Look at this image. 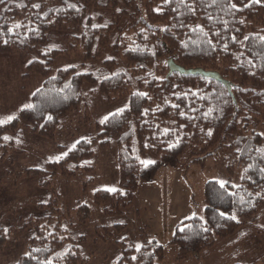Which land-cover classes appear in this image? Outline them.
I'll list each match as a JSON object with an SVG mask.
<instances>
[{
  "label": "trees",
  "instance_id": "1",
  "mask_svg": "<svg viewBox=\"0 0 264 264\" xmlns=\"http://www.w3.org/2000/svg\"><path fill=\"white\" fill-rule=\"evenodd\" d=\"M233 2L242 10L228 12L221 4L208 7L210 0H195L196 14L192 15L177 0L167 5L164 0H0V52L22 60L34 55L26 69L42 79L29 98L34 108L23 107L16 120L0 126V162L8 154L21 151L11 145L21 123L31 133L54 140L62 119L85 104L84 83L94 85L95 92L109 101L128 95L123 115L103 125L98 123L97 133L79 140L64 159L52 161L44 169L23 171L37 177L40 187L49 189L52 197L43 205L49 215L31 218L17 228L0 226V252L9 240L28 231L25 252L16 264H88L81 252L85 236H74L70 226L87 223L90 206L78 204L76 222L64 223L54 178L91 172L93 147L109 151L113 142L118 147V188L115 192L97 189L92 197L106 215H122L141 184L150 182L161 167H178L184 157L188 165H203L215 152H228L225 187L222 189L216 179L205 181L200 192L201 214L174 227L170 242L177 247L176 261L198 259L219 241L239 236L242 229L253 224L255 216L264 210V172L260 171L264 169V154L257 151L264 148L259 128L264 121V6L252 0ZM87 5L107 7L113 21L94 25ZM157 8L161 11H155ZM120 21L126 25L111 43L112 29ZM17 24L21 27L16 28ZM197 25L203 27L207 37L194 30ZM52 29L75 39L85 61L102 56L101 48L110 46L124 64L116 59L103 60L96 74L77 72L71 66L52 71L57 50L44 48ZM217 32L218 37L213 35ZM169 61L184 68L212 71L219 80L170 72ZM137 92H146L150 99L135 96ZM173 103L180 107L172 108ZM145 109L148 113L142 115ZM210 109L211 113L205 115ZM181 111L186 115L180 116ZM165 128L169 130L167 135L163 134ZM209 131L211 136L207 135ZM5 136L10 139L4 140ZM150 155L155 159L148 167L137 159ZM236 168L241 176L233 187ZM233 215L236 220L229 218ZM124 228V224H115L111 230ZM146 232L144 227L139 229L140 251L131 242L117 241L120 254L114 264H158L163 257L162 245ZM96 234L106 239L112 232L108 226H98ZM239 256L230 263L264 264V253L258 254L256 262L251 258L239 261Z\"/></svg>",
  "mask_w": 264,
  "mask_h": 264
},
{
  "label": "rangeland",
  "instance_id": "2",
  "mask_svg": "<svg viewBox=\"0 0 264 264\" xmlns=\"http://www.w3.org/2000/svg\"><path fill=\"white\" fill-rule=\"evenodd\" d=\"M261 4L264 6V3ZM87 6V13L92 17L94 25H106L113 21L112 12L107 7ZM125 25L124 21L114 25L111 43ZM74 40L60 30L52 29L47 33L44 48L57 50L51 66L52 71L58 67L71 66L77 72L96 74L103 60L116 59L118 63L124 64V60L110 46L101 48L102 56L85 61ZM33 58L34 55H30L27 60H22L17 55L0 52V119L16 115L24 105L29 104L30 95L40 86L41 77L26 69V64ZM95 88L94 85L83 84L84 95L87 96L85 104L62 119L54 140L31 133L24 123H21L17 134L12 136L14 141L11 145L21 151L8 154L0 162L1 227L17 228L31 218L41 219L49 215L48 207L43 206L52 197L49 189L40 187L37 177L24 175L25 169H44L48 163L55 161V157L67 152L76 141L95 135L96 125L104 116L127 106L128 95L109 101L102 94L96 93ZM259 128L264 133V121ZM116 145L113 142L109 151L93 147L91 172L77 171L70 178H54L56 196L57 199L60 197V208L65 213L62 214L64 223L76 222L75 211L78 204L85 203L90 206L89 221L70 226L74 236H85L81 252L87 258L88 264H114L120 254L117 241L131 242L137 248L140 245L141 227L147 229L146 233L151 239L162 245L163 257L158 264H231L230 261L238 254L239 261L251 258V261L256 262L258 254L264 253L262 210L255 216L252 225L246 226L237 234L239 236L219 241L213 249L205 251L198 259L175 260L177 247L170 242L175 225L195 214H201L203 202L200 192L205 181L226 180L228 152L223 150L215 152L203 165H188L184 162V157L183 164L178 167H161L150 182L141 184L132 204L122 215L104 214L92 197L97 189L118 188ZM146 159L154 160L155 157L150 155ZM240 176L241 171L236 168L232 177L234 185L239 184ZM115 224H124L125 228L114 232L111 228ZM98 226H108L112 232L110 238L105 239L102 236L100 239L96 234ZM29 236L28 231H25L16 240H9L0 252V264H16L25 252Z\"/></svg>",
  "mask_w": 264,
  "mask_h": 264
},
{
  "label": "snow or ice",
  "instance_id": "3",
  "mask_svg": "<svg viewBox=\"0 0 264 264\" xmlns=\"http://www.w3.org/2000/svg\"><path fill=\"white\" fill-rule=\"evenodd\" d=\"M178 3H181V4H184V6L188 9V12L191 13L192 15H195L196 14V6H195V0H193L192 3H188L187 0H177ZM201 2L203 3L204 0H201ZM172 3V0H164V4H171ZM252 3L254 4H261V3H264V0H252ZM217 4H221L223 9L227 10L228 12H232L233 10L235 11H241L242 9L240 7L237 6V3L233 2V0H210V3L207 4L208 7H212V6H216ZM34 7H39V5H34ZM71 7H75L74 5H71ZM243 7H250V4H244ZM155 11L157 12H160L161 9L160 8H157ZM172 11H176V9H172ZM208 19L209 20H212L213 17L211 16V14L208 15ZM16 28H19L21 27V25L17 24L15 25ZM194 30H198L200 33H202L205 37L208 36V33L204 31L203 27H201L200 25H197L196 26V29ZM9 32H12V29L9 28L8 29ZM213 35L215 36H219V33H214ZM247 39V38H246ZM262 40H264V37H261ZM232 41L235 43L236 42V38L235 37H232ZM7 42V41H5ZM210 45L212 44V40L209 38L208 41H207ZM225 49H227V44L224 45ZM239 58V57H237ZM249 63H251V61H249ZM254 66V65H253ZM66 87H70V85H66ZM135 96L137 97H140V98H148L150 99V97H148V94L146 92H137V93H134ZM186 95V94H185ZM193 95H195V93H193ZM177 99H180V97L178 96ZM171 107L174 108V109H178L180 106L178 104H171ZM24 108L25 109H32L34 108V105L32 104H26L24 105ZM23 109H21L22 111ZM127 109L126 108H121V109H118L116 112L114 113H111L110 115H106L104 116L101 120H100V124H106L110 121L111 118L115 117V116H121L123 115V113L126 111ZM212 111V109L209 110V113H206L205 115H208L210 114ZM148 113V109H145L144 112L142 113V115H147ZM179 115L180 116H185L186 114L184 112H179ZM17 119V116L15 115H9L7 116L6 118L4 119H0V126L4 125V124H8V123H11L12 121L16 120ZM48 120H52V117L51 116H48L47 117ZM169 132V130L167 128H165L163 130V134L164 135H167ZM207 135L211 136L212 135V132L209 131L207 133ZM260 135H264V133L260 134ZM4 140H9L10 138L5 136L3 137ZM19 143V141H17ZM86 142H89L90 141H86ZM80 141H76L72 146L71 148H69V151H72L75 149L76 147V144H79ZM145 147H147V145H145ZM169 147H172V145L170 144ZM257 151L261 152L262 154H264V148H261V149H257ZM68 155V152H64L62 153L60 156H57L54 158L55 162H59L61 161L62 159H64L66 156ZM137 159L140 161V164L143 165L144 167H148L149 165L153 164L154 161L150 160V159H140L139 156H137ZM247 171V170H246ZM261 172H264V169H261L260 170ZM220 187L223 189L225 187V184L227 183L226 181H218ZM233 187H235V185H233ZM107 191H110V192H115L116 189L114 188H109L107 189ZM241 200H243V198H241ZM220 216L221 217H224L225 214L223 212L220 213ZM230 219L232 220H236V217L235 215L229 217ZM207 230V229H205ZM5 232H7V229H5ZM142 245H137V248L136 250L137 251H140ZM135 259V258H133Z\"/></svg>",
  "mask_w": 264,
  "mask_h": 264
},
{
  "label": "water",
  "instance_id": "4",
  "mask_svg": "<svg viewBox=\"0 0 264 264\" xmlns=\"http://www.w3.org/2000/svg\"><path fill=\"white\" fill-rule=\"evenodd\" d=\"M168 65H169L170 72H179L181 74H187V75L188 74L189 75H201L204 77H211V78L219 80L216 73L212 71H205L201 68H184L182 66L175 64L173 61H169Z\"/></svg>",
  "mask_w": 264,
  "mask_h": 264
}]
</instances>
